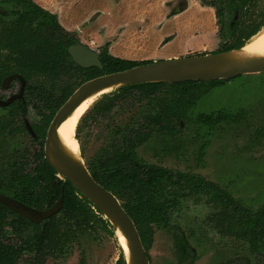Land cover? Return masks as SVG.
<instances>
[{
  "label": "trees",
  "instance_id": "obj_1",
  "mask_svg": "<svg viewBox=\"0 0 264 264\" xmlns=\"http://www.w3.org/2000/svg\"><path fill=\"white\" fill-rule=\"evenodd\" d=\"M202 2L209 4L213 0ZM0 3L18 7L15 12L19 14L18 22L23 28L12 30L20 32L28 27L24 29L23 38L35 40L37 48H40L38 57L35 51L29 50L18 56V64L23 68L14 70L26 76L29 88L37 86L36 78L30 79L32 70L42 72L43 78L50 81L48 86L42 80L45 110L39 111L43 114L41 124L34 126L37 138L44 137L58 107L81 82L151 61L117 57L110 54L105 46L101 51L103 68H84L76 64L68 52L71 44L79 42L77 33L67 30L56 13L34 0H0ZM185 7L182 3L178 8H172L170 14L179 13ZM222 9L217 10L220 34L228 32L231 40L222 43L217 52L241 47L245 39L257 33L264 23L262 12L261 19H253L247 24H237L236 21L231 25L225 22ZM226 9L230 10V6ZM32 15L38 17L35 19ZM5 73L0 74V82ZM225 80L155 81L124 85L96 102L78 125L82 154L92 175L121 199L136 223L147 251L153 243L155 227H171L173 214L182 208L184 201L201 196L222 206L220 221L227 232L245 240L253 251L257 250L258 230L264 227V204L251 210L217 182L192 172L148 163L139 157L137 150L158 135L175 134L177 126H181V119L200 97ZM57 88L59 95L55 98L53 91ZM48 93L49 96H46ZM10 113L13 115L15 112L11 109ZM241 114L242 111L238 115ZM88 117L109 122V137L89 156L81 136ZM224 118L226 115L221 112L198 117L211 126ZM22 131L28 134L24 125L0 121V135L9 134L17 140L9 168L0 173V192L38 208L53 205L63 195V204L59 213L42 222H33L0 202V264H21L26 255L29 264H39L49 256L56 258L63 255L69 251L71 241L98 220L113 233V225L100 210L68 179L56 176V170L45 159L43 150L32 153L28 146L23 145L24 142L19 140ZM174 241L179 261L188 260V255L193 253L189 240L181 232H174ZM115 264H127L123 251Z\"/></svg>",
  "mask_w": 264,
  "mask_h": 264
},
{
  "label": "rangeland",
  "instance_id": "obj_2",
  "mask_svg": "<svg viewBox=\"0 0 264 264\" xmlns=\"http://www.w3.org/2000/svg\"><path fill=\"white\" fill-rule=\"evenodd\" d=\"M195 2L173 0L172 3L173 8H178L182 3L187 7ZM192 17L189 12L182 18L190 20ZM192 21L190 27L196 26ZM206 22L209 24V20ZM213 26L209 38L214 37L217 42L218 26L216 23ZM199 31V28L194 29L196 34ZM205 43L207 49L195 47L184 55L210 52L220 45L218 42ZM94 49L100 52L101 46ZM43 81L50 85L45 78ZM113 90L101 94L85 115L100 99L112 95ZM241 109L244 111L242 117L223 119L213 127L197 120L201 113L229 112L233 116ZM7 113V110L0 109V118ZM29 119L31 122L38 119L35 111H30ZM177 129L173 135H158L140 146L139 156L149 163L203 175L228 190L251 210L264 204V72L238 75L210 88L181 119V126ZM108 130V121L87 118L81 136L88 156L109 137ZM21 136L29 149L33 147L30 136ZM16 141L9 134L0 135V173L9 168ZM183 204L173 214L171 227H155L154 241L149 249L150 264H179L174 232L182 231L188 235L194 250L192 264H263V259L251 251L245 240H239L224 229L220 221L223 215L221 205L207 201L205 196L186 199ZM263 229H259L258 234L263 235ZM262 240L264 243V238ZM121 250L116 234L98 220L71 241L67 253L47 258L39 264H114ZM26 258L27 255L21 264H29Z\"/></svg>",
  "mask_w": 264,
  "mask_h": 264
},
{
  "label": "water",
  "instance_id": "obj_3",
  "mask_svg": "<svg viewBox=\"0 0 264 264\" xmlns=\"http://www.w3.org/2000/svg\"><path fill=\"white\" fill-rule=\"evenodd\" d=\"M0 12H4V10L0 9ZM246 43L241 47L226 51L152 60L123 70L95 76L79 85L52 118L45 142L47 161L55 168L59 176H64L70 180L83 195L99 208L113 225L116 235L117 227L122 230L129 242L130 258L127 257L125 248L121 245L127 264H150L136 223L123 207L120 199L94 178L84 158L81 156V159H77L66 152L58 136L60 124L89 95L106 87L116 85L114 89H117L124 85L155 81H207L263 72L264 57L239 59L235 55V52L243 48ZM68 51L73 60L82 67H103L99 53L81 42L70 45ZM20 78L22 79V87H24V78L21 76ZM27 124L30 132L35 135L29 122ZM0 202L13 208L26 218L40 222L60 210L63 197L61 196L53 206L45 209L30 206L1 192Z\"/></svg>",
  "mask_w": 264,
  "mask_h": 264
},
{
  "label": "crops",
  "instance_id": "obj_4",
  "mask_svg": "<svg viewBox=\"0 0 264 264\" xmlns=\"http://www.w3.org/2000/svg\"><path fill=\"white\" fill-rule=\"evenodd\" d=\"M34 1L56 13L81 42L93 47L107 43L109 52L121 58L164 59L187 54L195 47L205 50L206 41L217 43L209 38L216 21L214 10L200 0L172 16L173 0ZM189 12L193 14L190 20L182 18ZM191 21L196 26L190 27ZM196 28L199 34L194 33Z\"/></svg>",
  "mask_w": 264,
  "mask_h": 264
},
{
  "label": "flooded vegetation",
  "instance_id": "obj_5",
  "mask_svg": "<svg viewBox=\"0 0 264 264\" xmlns=\"http://www.w3.org/2000/svg\"><path fill=\"white\" fill-rule=\"evenodd\" d=\"M36 2V1H35ZM37 3V2H36ZM38 4V3H37ZM203 4V3H202ZM213 6H211L210 4H203V5H209L211 6L213 9H214V13H215V18H216V21L215 23L217 24V42L220 43V45L218 46L217 49H213L212 51L210 52H217L218 49L221 47V44L224 43V42H227V41H230L231 40V37L229 35L228 32H225L223 35L220 34V26L221 24L219 23L218 21V13H217V10L221 7H223L222 11L224 12L225 14V22H229L231 25L234 24L236 21H237V24H241V23H248L250 21H253V19H261L262 16H261V13L264 12V0H213ZM40 5V4H39ZM41 6V5H40ZM227 6H230V10L229 9H226ZM17 8L18 7H13L11 5H5L3 6L1 3H0V9H3L4 12H0V74L2 73H5L6 71L8 70H11L10 73H5L3 74L2 76V80L0 82V109H3V110H7L8 113L7 115L5 116H2L0 118V121H9L10 123L12 124H15V125H24L26 127V130L28 132V134L24 133V131L21 132L20 134V137H19V140H21L23 143V145H26V142L25 140L22 138L21 135L23 134H26L27 136H30V143L31 144H34L33 147H30V151H32V153L38 151L40 152L41 150H43V153H44V157H45V142H46V136H47V130H48V126L52 120V118L54 117V115L56 114V112L59 110V108L61 107V105L70 97V95L76 90V88L81 85L83 82H81L75 89L74 91L69 95V97L58 107V109L56 110V112L54 113V115L52 116L47 128H46V133L44 135V137H40V138H37V133L34 129V126H37L39 124H41L42 122V119H43V114H40L39 111L40 110H45V106H44V97H45V92H44V88H43V83H42V80H43V73L38 71V70H32V75H30V79L32 80L33 78H36V85L37 86H34V87H31L29 88L28 87V81H27V78L26 76L20 72L19 70H14V69H21L23 67L20 68L19 64H18V61H17V58L18 56L22 55V54H25V52L27 50H29L30 52H34L37 53L38 55H36L37 57L39 56V52H40V48H37V45H36V41L35 40H30L29 38H23V34H24V29H28V27H25L24 29H22V31L20 32H14L12 29L13 28H23V26H20L18 22L20 19V16L19 14H17L15 11H17ZM33 18H37L38 16L37 15H32ZM60 22V21H59ZM27 23L24 24V26L26 25ZM31 26V23L29 24ZM32 27V26H31ZM264 27V23L261 25L260 29L257 31V33ZM68 30V29H67ZM70 31V30H69ZM72 32H75V31H72ZM77 33V32H76ZM256 34V33H255ZM254 34V35H255ZM254 35H252L251 37L245 39V43L247 41H249V39H251ZM78 36V34H77ZM79 37V36H78ZM223 39V41H222ZM79 42L80 41V38H79ZM78 43V42H77ZM83 43V42H81ZM75 44V43H73ZM85 44V43H83ZM72 45V44H71ZM87 45V44H85ZM89 46V45H87ZM105 46H107V49H108V45L107 43L103 46H101V51L104 50ZM91 49L95 50L96 52L99 53L100 55V59H101V51H97L96 49H94L93 46H89ZM69 48V47H68ZM98 48V47H97ZM69 52V51H68ZM109 52V50H108ZM110 53V52H109ZM202 53H207V52H202ZM70 54V53H69ZM111 54V53H110ZM71 56V55H70ZM118 57V56H117ZM72 58V56H71ZM126 59V58H125ZM73 60V58H72ZM132 60V59H131ZM149 60V59H148ZM151 60V59H150ZM74 61V60H73ZM102 61V60H101ZM138 61V60H136ZM140 61V60H139ZM152 61V60H151ZM75 62V61H74ZM150 62V61H149ZM76 63V62H75ZM147 63V62H146ZM77 64V63H76ZM103 64V62H102ZM98 67V66H97ZM84 68H88V67H84ZM100 68V67H99ZM103 68V67H102ZM264 72V71H263ZM258 73H261V72H258ZM106 74V73H105ZM248 74H251V73H248ZM102 75V74H101ZM242 75V74H240ZM23 77L24 78V87H22V79L20 78ZM98 76V75H97ZM238 76V75H237ZM235 77V76H234ZM232 78V77H230ZM224 79H229V78H224ZM86 81V80H85ZM39 84V85H38ZM15 85V86H14ZM14 86V87H13ZM52 93V92H51ZM50 93L46 94V96L48 95L49 96ZM53 95L55 98H58V95H59V89H55L53 91ZM201 98V97H200ZM198 102V101H197ZM197 105V104H196ZM195 105V106H196ZM193 108V107H192ZM191 108V109H192ZM14 110V114L12 115V113H10V110ZM35 111L36 114L38 115V119L35 121V122H31V120L29 119V113L30 111ZM48 111V109H47ZM190 111V110H189ZM189 111L186 113V116L187 114L189 113ZM242 111V114L241 115H238L239 112ZM237 115H233L231 116L229 112H221L223 115H226V118H224V120H230V119H238L240 117L243 116V109H241ZM219 113V112H218ZM211 113H209L208 115H210ZM85 115V114H84ZM83 115V116H84ZM201 115H207L206 113H201L199 116ZM217 115V114H216ZM198 116V117H199ZM185 117V116H184ZM197 117V120L204 123V124H207L209 125L208 123H205L204 121H201L199 120ZM82 119V118H81ZM223 120V119H222ZM222 120H219L218 122H216L215 124L219 123L220 121ZM27 122H29V124L31 125V127L33 128L34 132H35V135H33L29 128H28V124ZM81 122V120H80ZM79 122V124H80ZM78 124V125H79ZM214 124V125H215ZM214 125H209L211 127H213ZM11 136V135H10ZM77 138H78V126H77ZM79 140V138H78ZM150 141V140H149ZM147 141V142H149ZM145 142V143H147ZM79 143H80V140H79ZM143 143V144H145ZM142 144V145H143ZM140 145V146H142ZM139 146V147H140ZM81 147V145H80ZM138 147V149H139ZM137 149V150H138ZM82 151V150H81ZM139 155V154H138ZM83 156V154H82ZM140 157V156H139ZM85 162H86V159L85 157L83 156ZM46 159V157H45ZM143 159V158H142ZM47 160V159H46ZM144 160V159H143ZM48 162V161H47ZM49 163V162H48ZM149 163V162H148ZM50 164V163H49ZM87 164V162H86ZM153 164V163H152ZM51 165V164H50ZM158 165V164H157ZM52 166V165H51ZM88 166V164H87ZM163 166V165H162ZM166 167V166H165ZM89 168V167H88ZM169 168V167H167ZM55 169V168H54ZM171 169V168H170ZM90 170V169H89ZM173 170V169H172ZM177 171V170H175ZM180 171V170H179ZM91 172V171H90ZM186 172V171H185ZM190 172V171H188ZM193 173V172H192ZM196 174V173H195ZM200 175V174H198ZM56 176H58L59 178L61 179H67L65 178L64 176H59L57 174V171H56ZM203 176V175H201ZM204 177V176H203ZM207 179V178H206ZM209 180V179H208ZM70 181V180H69ZM71 182V181H70ZM215 182V181H214ZM72 183V182H71ZM52 184H53V181H52ZM223 188V187H222ZM63 189V187H62ZM225 189V188H223ZM228 191V190H227ZM113 192V191H112ZM229 192V191H228ZM2 193V192H1ZM114 193V192H113ZM5 194V193H3ZM115 194V193H114ZM8 195V194H7ZM116 195V194H115ZM10 196V195H9ZM63 197V195H61ZM60 196V197H61ZM85 196V195H84ZM117 196V195H116ZM59 197V198H60ZM118 197V196H117ZM14 198V197H13ZM59 198L55 201V203L59 200ZM119 198V197H118ZM17 199V198H16ZM19 200V199H18ZM21 201V200H20ZM121 201V199H120ZM23 202V201H22ZM25 203V202H24ZM54 203V204H55ZM122 203V201H121ZM211 203H214V202H211ZM27 204V203H26ZM53 204V205H54ZM63 204V202H62ZM94 204V203H93ZM216 204V203H214ZM29 205V204H28ZM51 205V206H53ZM123 205V203H122ZM220 205V204H218ZM32 206V205H30ZM51 206H48V207H51ZM94 206H96L94 204ZM35 207V206H34ZM48 207H45V208H48ZM97 207V206H96ZM124 207V206H123ZM11 208V207H10ZM38 208V207H36ZM45 208H39V209H45ZM62 208V206H61ZM60 208V210H61ZM98 208V207H97ZM13 209V208H11ZM99 209V208H98ZM14 210V209H13ZM60 210L57 212L59 213ZM16 211V210H14ZM127 211V210H126ZM17 212V211H16ZM101 212V211H100ZM19 213V212H18ZM55 213V214H57ZM102 213V212H101ZM21 214V213H19ZM53 214V215H55ZM22 215V214H21ZM51 215V216H53ZM24 216V215H22ZM50 216V217H51ZM102 216L104 218H106L104 216V214L102 213ZM25 217V216H24ZM48 217V218H50ZM28 219V218H27ZM47 219V218H45ZM43 219V220H45ZM30 220V219H29ZM42 220V221H43ZM109 220V219H108ZM32 221V220H31ZM40 221V222H42ZM35 222V221H33ZM111 223V222H110ZM137 226V225H136ZM264 228V227H263ZM262 228V229H263ZM264 230V229H263ZM140 233V232H139ZM182 235L184 237L187 238V240H189L188 238V235H186L183 231L181 232ZM113 234H116L115 233V230L113 231ZM260 235V239L259 241L261 242H258L257 243V250L254 251L255 254H257L259 257H261V259H263V264H264V243H263V238H264V234ZM117 236V235H116ZM118 237V236H117ZM142 239V238H141ZM119 240V239H118ZM154 241V240H153ZM120 243V242H119ZM261 243V245H260ZM121 245V244H120ZM122 247V246H121ZM190 248L191 250L193 251V253L189 254L188 255V260L187 258L184 259V262H182L183 264L186 263V264H192L193 263V260H194V250L193 248L191 247L190 245ZM146 249V248H145ZM150 249V248H149ZM251 249V247H250ZM123 251V248L121 250V252ZM147 251V250H146ZM176 251L178 253V250L176 248ZM251 251L253 252V250L251 249ZM68 252V251H67ZM66 252V253H67ZM120 252V254H121ZM124 252V251H123ZM120 254H119V257H120ZM147 254L149 256V260H150V253H149V250L147 251ZM262 254V256H261ZM178 256H179V253H178ZM119 257L117 258V260L119 259ZM48 258H53L51 256H49ZM180 259V258H179ZM116 260V261H117ZM115 261V262H116ZM188 261V262H187ZM179 264H181V261H178ZM115 264V263H114Z\"/></svg>",
  "mask_w": 264,
  "mask_h": 264
},
{
  "label": "bare ground",
  "instance_id": "obj_6",
  "mask_svg": "<svg viewBox=\"0 0 264 264\" xmlns=\"http://www.w3.org/2000/svg\"><path fill=\"white\" fill-rule=\"evenodd\" d=\"M235 55L239 59L264 57V27L249 41H247L246 45L243 48L236 51ZM115 87L116 85L106 87L89 95L60 124L58 129L59 140L63 148L70 156L77 159H81L82 156L80 143L76 134L77 126L81 118L101 94L109 92ZM117 236L120 244L125 248L127 257L130 258L129 242L119 227H117Z\"/></svg>",
  "mask_w": 264,
  "mask_h": 264
}]
</instances>
